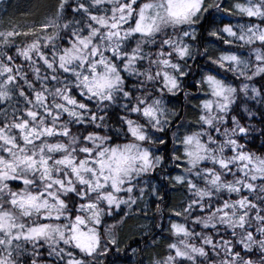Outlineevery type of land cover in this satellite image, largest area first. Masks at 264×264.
<instances>
[{"label": "clouds", "instance_id": "1", "mask_svg": "<svg viewBox=\"0 0 264 264\" xmlns=\"http://www.w3.org/2000/svg\"><path fill=\"white\" fill-rule=\"evenodd\" d=\"M0 264H264V0H0Z\"/></svg>", "mask_w": 264, "mask_h": 264}]
</instances>
